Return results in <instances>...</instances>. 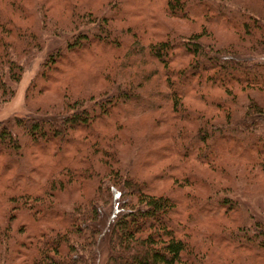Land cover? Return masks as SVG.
<instances>
[{
	"label": "trees",
	"instance_id": "16d2710c",
	"mask_svg": "<svg viewBox=\"0 0 264 264\" xmlns=\"http://www.w3.org/2000/svg\"><path fill=\"white\" fill-rule=\"evenodd\" d=\"M133 1L141 6L142 21L136 25L128 22L129 0H109L97 14L91 10L76 13L73 25L78 28L46 58L40 70L42 84L33 82L27 97L36 99L49 89L47 85L55 84L60 64L68 56L93 45L122 43L129 66H121L114 74L108 64L99 68L102 77L111 79L112 92L100 98L90 91L68 92L66 102L50 103L36 116L0 123V156L8 153L16 165L10 186L0 182V264L19 260H24L22 264H207L206 242L248 247L258 258L264 257L261 222L245 224L243 220L237 230L211 235L195 228L194 216L199 212L205 217L233 218L238 209L229 192L237 182L256 191L257 181L264 178V8L256 9L264 0H164L171 18L203 17L206 23L200 32H167L164 37L152 31L161 23L153 20L151 0ZM9 2L20 7L24 19L31 13L36 21L15 35L11 20L0 9V103L14 95L13 85L25 71L23 59L41 48L49 29L59 31L47 1H36L32 11L24 0ZM212 23L239 31L241 40L210 39L207 25ZM147 59L154 69L146 72L144 65L130 77L136 64L149 63ZM190 100L212 109L213 114L191 107ZM144 107L149 109L143 111ZM149 111H169L165 115L171 120L160 117L156 127L173 128L150 136L168 144L143 151L163 164L153 180L134 175L131 162L122 164L116 144L120 130L114 136L106 133L108 140L100 131L112 129L105 123L110 117L124 127ZM28 140L46 152L38 166L26 155ZM230 146L227 152L238 159L225 166L219 157ZM192 158L214 175L202 176L191 169ZM4 166L0 161V168ZM85 177L92 184L90 195L75 200L71 194L79 192L73 190L64 201L61 191L66 185L78 182L83 186ZM230 180L232 186L221 185ZM162 181H173L175 189L159 192L151 183ZM117 207L106 231V210ZM191 233L201 242H193ZM103 241L107 257L102 263ZM222 263L230 264V258Z\"/></svg>",
	"mask_w": 264,
	"mask_h": 264
},
{
	"label": "rangeland",
	"instance_id": "374dc122",
	"mask_svg": "<svg viewBox=\"0 0 264 264\" xmlns=\"http://www.w3.org/2000/svg\"><path fill=\"white\" fill-rule=\"evenodd\" d=\"M36 1H47V8L50 10V16L52 19L56 20V24L58 23L57 27L59 31H57L56 28L55 32H50L53 28L49 29L50 31H48L43 36L44 42L42 43L41 48L39 50L33 51L29 57H24L25 59H23V63L25 71L20 82L16 85H13L14 95L7 102L0 103V123L11 121L17 117L24 118L36 116V113L39 111V109L45 108L50 103L62 104L66 102L65 98L67 97L68 92L75 95H82L87 91H90V93H92L97 98L105 97L106 93L112 92L114 90V86H112L111 79L109 80L108 78L102 77L100 75L101 73L99 68H102L108 64L110 74H114L120 71L121 66H129V63L125 62L124 60L123 50L125 48V44H116L115 46L112 45L111 47L102 44L93 45L89 50L86 49L80 54L70 55L64 59L59 67V71L61 73L56 75L58 81L55 84L47 85L49 89H47L42 95H38L36 99L28 98V90L30 88L32 89V83H36L37 81L39 83L42 82L40 70L46 58L55 50L63 47L67 41L72 38L73 31L78 28L73 25V18L75 17V14L86 10H91L95 14L101 13L104 11V9H106L105 7L107 6L106 4L109 0H24L25 7H27L28 11H32L34 9ZM129 2L130 4L127 8L128 12H126V14L128 13V22L136 25L142 21L140 10L141 6H139V4L135 3L133 0H129ZM151 2L152 7L154 8L153 20L161 23V26L152 29V31H154L153 33H155L158 37L166 36L167 32H173L176 35H189L200 32L204 25L206 27L203 17L191 19L190 21L174 19L168 16L166 13L164 0H151ZM261 3L258 2L256 5L257 10H263L262 8H264V5ZM14 5H10L9 0H0V9L4 17L11 20L12 27H14V33L17 35L23 29L34 26L36 18L32 16L31 13H28L25 16L27 20L24 19L20 12V7ZM134 5L137 6L135 7ZM111 16L114 18L117 17L113 14ZM207 26L210 33V39L215 37L226 43H237L239 42V39L241 40V34L239 31L229 29L223 24L212 23L208 24ZM15 40L20 47L18 39ZM248 40L250 41L252 38ZM240 44L242 43L240 42ZM116 49L120 52H116ZM147 62L149 63L143 65L136 64V67L133 69V75L130 77H133L136 74L138 71L137 68L140 69V67L144 65L146 66L143 68V70L146 72L154 69L155 66H153V63H150L149 59H147ZM176 62L180 63L181 60L177 59ZM215 93L216 96H218L221 92L216 91ZM187 104H189L191 107H198L200 109L204 108L210 116L213 114L212 109L205 108L200 104L198 105L192 100L188 101ZM148 109L149 108L144 107L142 110L145 111ZM165 112L169 111H159L154 113L149 111L146 113H140L142 115L134 119H130L127 125L124 127L115 125L116 122L112 119V117H110L105 121V123L109 124L110 126L112 125V129L100 130L103 135L106 136V140L109 139V136L106 133L110 131L113 133H111L112 136H114V131L120 130L119 135L121 137L116 140V144L121 155L122 164L126 165L128 162H131V172L139 178L153 180L154 177L160 173V166L163 164L155 158H149L150 155L145 154L143 151L146 148H155L157 145L160 147V145H166L169 143L168 141L166 142V140L156 142L154 138H150L151 135L156 133L165 134L167 131H171L173 129L167 124H158L156 127L158 119L160 117L166 116ZM165 118L168 119L170 116H166ZM100 127L101 125L98 128ZM193 128L194 127L192 124L188 125L189 130H192ZM136 141L137 145L134 146ZM169 141L171 140L169 139ZM42 147L44 148L47 146ZM25 148L26 155L31 163H34L38 166L45 160L44 156L46 157V152L44 151L45 153H41L42 151L40 150L42 148L35 147L31 141L28 140ZM51 148L54 150V147ZM232 148L233 146L224 149L223 154H221L219 157V160L223 162L225 166L231 165L232 162H236L238 159H236V155H230V152H227L228 149ZM53 150L51 153H53ZM68 152L71 151L68 150ZM0 161L5 165L4 167L0 168V182H2L3 185L10 186L11 181H13L14 175L16 174V165H14V161L12 158H10L8 153H3V155L0 156ZM245 163L246 159H244L242 163V167L244 169L246 166ZM190 167H192L191 169L195 170L199 175L203 176L204 174H207L210 175V177L214 175L211 174L207 167L201 166L194 158L191 159ZM261 178L256 183V185H258V189L256 191L250 190L248 187L242 184L243 182H237L236 188H238H234L229 192L228 195L234 197L233 200L236 201V206L238 209V213L233 215V218L231 217L230 219L212 215L205 217L204 214H199V212H192V214L194 213V216H196L197 221V227L195 228L204 230L206 233L211 235H218L224 229L231 228L237 230V228L240 227V222L243 220H246L245 224H249L251 220L264 224V178H262L263 180ZM83 182L84 185L80 187L78 186V182H75L70 186L66 185V189L61 191L64 193L62 199L64 201L68 200L70 198L68 195L70 191L73 190H77V192H79H73L71 194V198H74L75 200H81L82 198L89 196L92 192V184L87 177L82 179V183ZM151 183L156 185L159 192L170 191L174 188L173 181H162L161 183L158 182L159 184H157V182L156 184L153 182ZM232 183L234 182L231 180L222 181L221 185L224 184V186L230 187L232 186ZM61 192L59 193L61 194ZM247 192L255 195H249ZM177 193L181 194L182 192L177 190ZM204 193L205 192L203 191L202 195H204ZM223 193L224 192H222V194ZM109 208L106 210L103 218L105 224L104 228L106 231L111 225L112 218L118 213V207L116 209ZM20 223L21 222L18 221L17 224H15V229ZM189 236L192 238L193 242H201V240L198 241L197 237H195L192 233ZM205 244L207 245L206 247L208 251V258L206 260L207 264H223L222 262L224 258H230V264H243L242 262L244 261H246V264H264V257L258 258L256 252L253 250H248V247L246 249H234L233 246H228L226 244H221L220 246L218 244H210L209 242H206ZM101 253V262L103 263L107 257V246L104 241L101 246ZM23 261L24 260H19L16 262V264H22Z\"/></svg>",
	"mask_w": 264,
	"mask_h": 264
}]
</instances>
